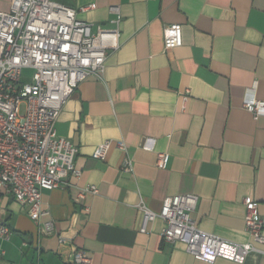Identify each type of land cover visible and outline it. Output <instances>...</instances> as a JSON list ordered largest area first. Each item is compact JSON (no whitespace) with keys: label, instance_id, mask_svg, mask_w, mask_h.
I'll return each instance as SVG.
<instances>
[{"label":"crops","instance_id":"crops-1","mask_svg":"<svg viewBox=\"0 0 264 264\" xmlns=\"http://www.w3.org/2000/svg\"><path fill=\"white\" fill-rule=\"evenodd\" d=\"M10 1L0 0L1 12ZM56 1L76 9L93 32L115 29L119 18L120 47L105 52L101 77L82 81L57 120L58 136L78 149L81 175L41 194L54 233L40 235L27 206L0 197V221L12 231L10 241L0 239V264H70L59 254V233L92 264H238L206 263L183 244L163 241L160 218L142 233L139 206L159 213L166 197L193 194L198 204L190 216L199 229L252 243L243 199L264 216V115L255 119L242 104L248 96L264 102V0ZM169 24L181 25V43L164 49ZM106 141L104 159H94ZM158 153L168 155L163 169ZM86 186L98 193L79 198ZM242 264H264V255L249 253Z\"/></svg>","mask_w":264,"mask_h":264},{"label":"built area","instance_id":"built-area-1","mask_svg":"<svg viewBox=\"0 0 264 264\" xmlns=\"http://www.w3.org/2000/svg\"><path fill=\"white\" fill-rule=\"evenodd\" d=\"M110 10L118 14L117 8ZM114 23L115 29L98 27L93 32L89 23L77 19L76 9L56 0H11L9 11H0V197L9 195L27 206V215L37 224L40 235L54 233L52 220L44 218L49 213L42 208V192L65 187L69 177L81 175L74 164L78 149L58 136L57 120L82 81L101 77L105 52L119 49V18ZM180 43L181 25H167L163 29L164 49ZM25 70L32 75L23 76ZM242 106L255 119L264 115V102L253 97H246ZM110 144L101 143L92 157L104 159ZM116 146L125 153L123 171H131L124 142ZM144 148L151 149L147 144ZM167 162L168 155L158 153L157 167L163 169ZM87 193L97 194L98 190L83 187L78 197ZM197 204L196 195L186 194L166 197L159 213L140 205V231L144 233L147 222L160 218L163 241L183 244L186 253L206 263L224 259L242 264L249 253L264 255V249L254 245L264 246V216L258 214L254 201L243 199L245 231L252 243L241 244L199 229L190 216ZM11 238V229L0 221V239L8 242ZM57 243L59 254L70 264H92L91 257L63 233L57 235Z\"/></svg>","mask_w":264,"mask_h":264},{"label":"rangeland","instance_id":"rangeland-1","mask_svg":"<svg viewBox=\"0 0 264 264\" xmlns=\"http://www.w3.org/2000/svg\"><path fill=\"white\" fill-rule=\"evenodd\" d=\"M32 75V72L30 70H25L23 73V76L30 77ZM21 111H23V107L21 108Z\"/></svg>","mask_w":264,"mask_h":264}]
</instances>
